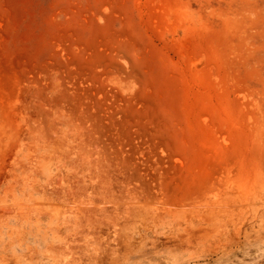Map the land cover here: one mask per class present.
I'll return each instance as SVG.
<instances>
[{
	"label": "rangeland",
	"instance_id": "374dc122",
	"mask_svg": "<svg viewBox=\"0 0 264 264\" xmlns=\"http://www.w3.org/2000/svg\"><path fill=\"white\" fill-rule=\"evenodd\" d=\"M0 264H264V0H0Z\"/></svg>",
	"mask_w": 264,
	"mask_h": 264
}]
</instances>
